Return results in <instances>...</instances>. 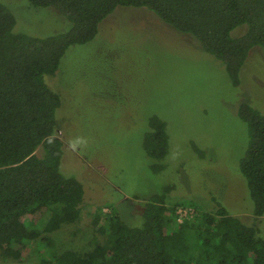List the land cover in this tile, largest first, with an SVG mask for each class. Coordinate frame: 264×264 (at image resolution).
Masks as SVG:
<instances>
[{
    "label": "rangeland",
    "instance_id": "1",
    "mask_svg": "<svg viewBox=\"0 0 264 264\" xmlns=\"http://www.w3.org/2000/svg\"><path fill=\"white\" fill-rule=\"evenodd\" d=\"M0 2L14 14L18 33L47 37L69 28L54 8ZM158 19L145 8L118 7L93 41L70 47L56 75L45 77L62 99L56 119L64 141L61 174L84 189L81 220L45 235L57 253L87 254L102 242L94 219L104 209L132 228L142 227L146 206L164 195L170 205L208 212L223 207L249 226L257 223L264 238V217L254 218L240 171L251 132L239 114L243 103L264 113V49H253L241 85L234 87L222 61ZM246 30L240 26L232 35ZM154 119L167 136L168 153L161 160L146 150ZM39 241L18 260L0 256V264H39L41 255L51 253L50 241Z\"/></svg>",
    "mask_w": 264,
    "mask_h": 264
},
{
    "label": "trees",
    "instance_id": "2",
    "mask_svg": "<svg viewBox=\"0 0 264 264\" xmlns=\"http://www.w3.org/2000/svg\"><path fill=\"white\" fill-rule=\"evenodd\" d=\"M28 1L36 9L54 8L69 28L47 37L18 33L14 14L0 2V256L18 260L31 242L40 240L50 241L51 253L41 255L39 264H264L257 223L249 226L220 206L208 212L191 204L170 205L165 195L146 206L139 228L128 226L112 209L99 211L94 226L105 239L87 254L57 253L45 236L82 217L84 189L61 174L64 141L56 119L62 99L45 81L56 75L68 49L93 41L118 7L145 8L222 61L239 87L251 52L264 49V0ZM240 26H246V33L234 37ZM239 114L251 132L240 171L254 203L252 214L259 219L264 217V113L243 103ZM151 125L146 150L161 160L168 153L165 126L156 119ZM180 207L193 208L195 215L179 223ZM36 216L42 218L34 223Z\"/></svg>",
    "mask_w": 264,
    "mask_h": 264
},
{
    "label": "built area",
    "instance_id": "3",
    "mask_svg": "<svg viewBox=\"0 0 264 264\" xmlns=\"http://www.w3.org/2000/svg\"><path fill=\"white\" fill-rule=\"evenodd\" d=\"M105 212H109V210L105 209ZM194 215H195V210L193 208L180 207L176 211V217L179 223H182L185 219Z\"/></svg>",
    "mask_w": 264,
    "mask_h": 264
}]
</instances>
